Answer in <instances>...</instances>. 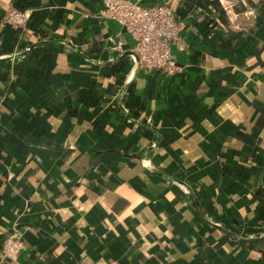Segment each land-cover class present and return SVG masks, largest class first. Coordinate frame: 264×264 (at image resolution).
<instances>
[{"label":"crops","instance_id":"obj_1","mask_svg":"<svg viewBox=\"0 0 264 264\" xmlns=\"http://www.w3.org/2000/svg\"><path fill=\"white\" fill-rule=\"evenodd\" d=\"M141 1L184 24L171 73L103 0H0V264H264V0Z\"/></svg>","mask_w":264,"mask_h":264},{"label":"built area","instance_id":"obj_2","mask_svg":"<svg viewBox=\"0 0 264 264\" xmlns=\"http://www.w3.org/2000/svg\"><path fill=\"white\" fill-rule=\"evenodd\" d=\"M35 10L11 7L6 23L14 30L22 31L33 19ZM98 16L117 21L127 31L143 69H157L163 73L179 69L173 47H182L184 24L177 17L173 1L146 4L141 0H103ZM133 58L137 61L135 56ZM23 246L18 232L7 236L2 246V259L15 261Z\"/></svg>","mask_w":264,"mask_h":264},{"label":"trees","instance_id":"obj_3","mask_svg":"<svg viewBox=\"0 0 264 264\" xmlns=\"http://www.w3.org/2000/svg\"><path fill=\"white\" fill-rule=\"evenodd\" d=\"M212 4L215 5V6H219L220 4V1L219 0H211Z\"/></svg>","mask_w":264,"mask_h":264},{"label":"water","instance_id":"obj_4","mask_svg":"<svg viewBox=\"0 0 264 264\" xmlns=\"http://www.w3.org/2000/svg\"><path fill=\"white\" fill-rule=\"evenodd\" d=\"M129 53H130L131 55L135 56L136 59H137V61H139L138 56H137V54H136L135 51H130Z\"/></svg>","mask_w":264,"mask_h":264}]
</instances>
